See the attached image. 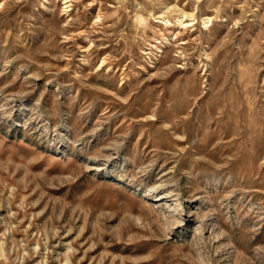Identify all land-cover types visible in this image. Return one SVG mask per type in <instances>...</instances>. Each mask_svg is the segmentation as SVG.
<instances>
[{
    "label": "rangeland",
    "instance_id": "374dc122",
    "mask_svg": "<svg viewBox=\"0 0 264 264\" xmlns=\"http://www.w3.org/2000/svg\"><path fill=\"white\" fill-rule=\"evenodd\" d=\"M0 264H264V0H0Z\"/></svg>",
    "mask_w": 264,
    "mask_h": 264
}]
</instances>
